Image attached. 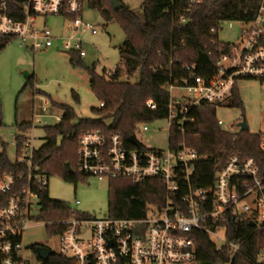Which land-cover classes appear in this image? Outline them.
Here are the masks:
<instances>
[{"label":"built area","instance_id":"obj_1","mask_svg":"<svg viewBox=\"0 0 264 264\" xmlns=\"http://www.w3.org/2000/svg\"><path fill=\"white\" fill-rule=\"evenodd\" d=\"M89 1L16 0L12 8L8 0H0V35L17 38L21 45L35 50L53 47L59 41L61 50L84 57L85 42L79 32H99L85 15ZM197 2L185 0L180 4L185 13L180 16L182 23L188 22L186 13H191ZM49 16L68 18L72 35L56 36L46 21L39 26V19ZM240 21V41L227 42V51L218 58L210 77L194 74L192 83L169 84L167 149L147 147L138 140L137 130L141 125L144 131L149 130L148 123L137 125V142H129L131 145L120 133L101 129L83 131L79 137L77 172L100 180L123 177L141 183L158 179L167 191L165 203L148 205L146 216L139 219L109 214L60 219L57 223L62 231L55 234L59 238L56 252L73 258L76 264H202L196 250V233L203 231L211 239L222 237L223 246L214 242L217 250L228 246L231 253L229 260L220 264H232L241 244L229 239L227 224L233 220L264 225V171L254 157L231 155L215 174L212 185L199 186L196 165L203 156L185 138H175L176 134H185L187 125L194 121V108L204 104H214L216 108L231 105L239 80L254 78L262 89L263 116L256 134L264 152V0L253 19ZM147 105L155 109L157 104L149 101ZM243 119L240 117L236 125L226 128L224 121L217 118L231 134L243 130ZM14 137L18 153L13 161L23 170L0 167V264H35L24 253V234L33 222H46L39 218L40 196L48 189L50 176L35 160L39 147L33 138L28 135L19 146Z\"/></svg>","mask_w":264,"mask_h":264},{"label":"trees","instance_id":"obj_2","mask_svg":"<svg viewBox=\"0 0 264 264\" xmlns=\"http://www.w3.org/2000/svg\"><path fill=\"white\" fill-rule=\"evenodd\" d=\"M8 1L12 8L16 6V0ZM183 1L144 0L141 11L125 4L117 10L111 0L89 1V5L98 8L107 21H117L123 28L126 39L119 48L121 63L113 74H99L95 66L85 67L90 76L91 91L100 102H104L103 106L93 108L95 117L78 118L74 107L54 102L63 112L61 121L45 126L44 143L35 158L49 176L57 173L74 183L79 178L89 177L76 170L79 137L83 131L101 129L107 133H120L129 145L128 138L135 134L138 124L166 118L167 104L171 100L169 84L177 81L192 83L194 74L210 77L215 72L218 58L227 51L228 43L220 40L218 35L222 23L253 19L263 0H199L193 11L186 13L187 23L180 21L184 13L180 7ZM213 28L216 32L212 31ZM13 39L0 35V52ZM70 55L74 66L83 65L79 53L71 52ZM149 101L157 104L155 109L147 105ZM231 105L244 109L237 86ZM191 114L194 121L187 125L185 134H176L175 138H185L203 156L196 165L199 186L212 185L217 171L233 154L254 157L264 171V152L259 146L258 134L249 129L236 134L224 130L218 123L214 104L196 107ZM16 127L15 136L20 146L27 139L33 122L17 121ZM0 143V167L15 172L23 170L9 157L8 143L1 136ZM68 162L73 171L68 169ZM166 192L158 179L140 183L129 178H112L109 180L108 214L114 218H143L148 205L162 206L165 203ZM40 199L39 218L47 222L50 234L62 231V226L57 223L60 219L89 218L92 215L73 210L65 201L51 198L48 189L41 193ZM227 227L229 239L241 244L232 264H264V225L231 220ZM196 236V250L202 264H220L229 260L231 249L228 246L217 250L207 232H198ZM31 248L35 250L36 245ZM40 264L76 263L73 258L52 250Z\"/></svg>","mask_w":264,"mask_h":264},{"label":"rangeland","instance_id":"obj_3","mask_svg":"<svg viewBox=\"0 0 264 264\" xmlns=\"http://www.w3.org/2000/svg\"><path fill=\"white\" fill-rule=\"evenodd\" d=\"M123 3L136 11L142 10V0H123ZM86 18L98 28V34L80 31L84 39L86 56L83 65L74 66L70 61V51L61 50L55 41L53 47L35 50L21 45L14 38L0 52V136L8 143V154L17 159L15 144L16 122H33L28 132L36 147L44 143L45 126H53L61 121L62 110L54 102L74 107L78 118L95 117L94 107H99L97 95L90 90V76L85 67H96L99 74L115 71L121 63L119 48L125 42L126 34L117 21H107L98 8L90 5L85 9ZM47 26L59 37L72 35L69 20L64 16H49L39 19V26ZM243 23L239 20L225 21L219 29V39L237 43L241 39ZM28 74L30 77H28ZM238 90L244 109L233 105L217 108V118L224 121V127L236 125L244 117L249 130L258 132L262 123V89L260 81L244 78L238 82ZM110 121V120H108ZM149 130L143 125L137 130V138L147 147L167 149L169 146V123L166 118L148 122ZM51 198L65 201L73 210L103 217L109 212V179L90 176L79 178L77 183L67 181L60 174H51L48 181ZM77 200L80 203H77ZM46 222H33L24 234V253L36 262L32 245H45L53 251L59 250V238L50 234ZM222 234V232H221ZM219 246L225 241L221 236H212ZM264 259V253L262 255Z\"/></svg>","mask_w":264,"mask_h":264},{"label":"water","instance_id":"obj_4","mask_svg":"<svg viewBox=\"0 0 264 264\" xmlns=\"http://www.w3.org/2000/svg\"><path fill=\"white\" fill-rule=\"evenodd\" d=\"M111 2L113 4V6L115 7V9H117V10L121 9L124 5L120 0H111ZM28 77H30L29 74H28ZM1 122L2 121L0 120V123ZM240 125H241L243 130L249 129L248 122L245 118L243 119L242 122H240ZM136 139L137 138H136L135 134L130 135L128 138V140L134 144L137 142ZM67 167L70 171H73V168L71 167L69 162L67 163ZM51 252H52V250L45 245H41L38 248V255H40V257H42L43 259H47L50 256Z\"/></svg>","mask_w":264,"mask_h":264},{"label":"flooded vegetation","instance_id":"obj_5","mask_svg":"<svg viewBox=\"0 0 264 264\" xmlns=\"http://www.w3.org/2000/svg\"><path fill=\"white\" fill-rule=\"evenodd\" d=\"M39 246H41V244H37L36 245V248L34 250L35 256H37L36 257V262H34L36 264H40L44 260L42 257H40V255H38V248H39Z\"/></svg>","mask_w":264,"mask_h":264}]
</instances>
